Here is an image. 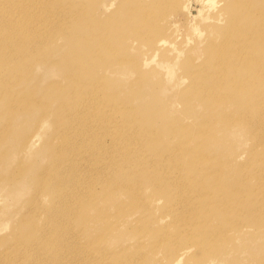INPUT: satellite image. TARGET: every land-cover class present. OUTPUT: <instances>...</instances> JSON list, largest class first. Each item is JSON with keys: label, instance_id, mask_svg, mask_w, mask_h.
Segmentation results:
<instances>
[{"label": "rangeland", "instance_id": "374dc122", "mask_svg": "<svg viewBox=\"0 0 264 264\" xmlns=\"http://www.w3.org/2000/svg\"><path fill=\"white\" fill-rule=\"evenodd\" d=\"M158 1L160 6L157 8ZM248 1L253 3L251 9L250 5L239 8ZM211 2H214L211 7L207 0L21 2V6L30 8L29 19L42 36L35 35V53L32 54L26 48L22 49L25 41L18 37L14 38L12 48L6 47L7 42L1 47L5 51L3 56L17 55V62L9 61V75L12 72L18 74L21 87L15 92L8 85L0 87L4 91L3 100H0V264H123L126 261L122 258L139 255H146L144 264H175L180 255L178 264H211L208 258L201 259L203 252L197 243L202 241L201 231L219 229L220 225L230 231L227 242L220 240L210 248L221 255L220 264H264V229L260 227L264 212L258 213L260 200L264 197V161L254 165L250 162L252 153L261 152L262 147L256 150L255 143L260 132L256 129L252 133V124H239L235 110L236 100L245 91V86H238L240 77L233 78L237 82L231 89L214 87L207 92L215 95L213 100L206 101L201 93L191 88L192 79L187 73L197 69L189 62L191 56L200 52L206 54L212 40L219 44L223 36L219 31L209 28L212 32L208 37L210 31L204 30L209 23L224 26L225 15L228 22L233 19L232 26L242 30L239 38L244 39L250 49L262 50L264 0ZM229 3L237 6L232 14L222 11ZM11 5L7 3L4 9L0 7V39L15 34L12 27L16 25L13 29H19L18 24L22 22L12 21L14 12L11 10L18 9V5H13L14 9ZM23 7L18 10L25 11ZM190 10L203 12L201 22ZM6 15L11 21L5 18ZM150 15L153 21L149 20ZM24 16L22 13L19 17ZM196 26L204 31V37H198L194 30ZM74 27L80 33V39L74 36ZM259 37L261 40L257 43ZM83 58L88 63H82ZM169 68L172 70L170 76ZM73 69L83 77L90 74L94 77L102 71V85L105 86L102 90L115 91L119 99L125 100L126 110L135 105L141 108L138 115L143 117L139 121L149 129L147 132L150 129L159 131L162 136L151 146H144L134 132L125 131L129 112L126 115L118 112L112 118L113 111L103 108L101 98L93 106L89 101L85 115L72 127L73 143L81 142L86 147L66 151L65 160L70 171L65 176V191L69 196L65 206L56 208L55 205L58 211H52L54 205L50 197L40 193L37 172L50 162L55 149L52 142L59 139L60 127L72 121V117L59 114L60 98L50 102L52 107L47 111L41 103L29 107L23 105L21 113L19 109L11 112L9 107L17 105L24 91L31 89L33 94L35 90V97L49 104L44 96L52 98L61 90L65 93L69 85L64 75ZM255 70L251 66L246 74L252 77ZM245 79L241 77L240 80ZM201 81L198 82L201 84ZM202 84L208 85V81L203 80ZM260 84L264 88V79H260ZM186 93L190 100L183 102L181 97ZM188 106H194V112L187 110ZM248 112H254L251 104H248ZM208 117L210 122L201 127L204 131L191 127L195 123L200 126ZM232 119L237 120L233 130L225 124L226 121L234 122ZM10 120H13L12 124L7 125ZM160 120L163 123H159ZM147 132V137L157 136ZM180 132L189 142L183 144L191 146L189 151L175 153L176 158L181 155V167L187 169L188 176H201L203 183L213 184L208 187L211 191L205 198L195 200L197 211L204 213L194 226L200 231L197 235L191 231L190 223L182 220L173 223L172 210L165 206L166 201L154 199L149 204L151 214L127 202L128 192L132 189L142 195L151 190L144 187L152 177L146 170H139L134 164L127 166L124 174H116L114 182L118 186L113 192L106 193L101 186L113 169L129 160L166 157L168 154L161 146L178 141ZM35 133H38L37 137L31 139ZM128 133L134 151H126ZM256 168L263 172L258 174L260 179L249 174ZM222 194L226 195L225 201L220 199ZM206 201L210 205H206ZM222 203L233 211L239 207L245 209L218 213L209 208L222 206ZM86 204H89L87 208ZM190 206L194 207L193 204ZM62 209H65V216H60ZM237 223L240 227L234 229ZM209 226L210 229L202 228ZM163 229L166 230L161 231ZM159 237L180 241L172 263L167 261V248L148 251ZM194 243L196 245L192 246ZM188 247H191L190 251H187Z\"/></svg>", "mask_w": 264, "mask_h": 264}, {"label": "bare ground", "instance_id": "6f19581e", "mask_svg": "<svg viewBox=\"0 0 264 264\" xmlns=\"http://www.w3.org/2000/svg\"><path fill=\"white\" fill-rule=\"evenodd\" d=\"M8 1L0 0L1 9H4V5L7 3H11L12 8L13 5H15L16 7L18 5L17 8L20 10L23 7L21 6V2L23 0H8ZM32 1L37 2L39 0H32ZM211 1L213 0H207L208 5L210 7L213 6L214 4V2ZM249 5L251 9V5L253 6V3L250 1L244 3L239 8H244ZM159 6H160V2L158 1L157 8ZM235 8H237V6L234 3H229V5L224 7L222 11L223 12L228 11L229 13L232 14ZM18 9L15 8V10H11V11L14 12V17L12 18V21L15 20L14 23L16 21L17 22L22 21L20 24H18L19 22L18 23L16 22V24L19 25V29H17L18 27H16V29H13V27L15 28L16 25L15 26L12 25L13 27L11 31L13 32L14 30H16L14 32L15 34H11L6 38L0 39V87L2 85H8L9 87H11V91L14 90V92L15 90L17 91L18 87H21V85H19L21 83V79H19L20 76L18 74H14V72L10 73L9 75V70H10L9 61L10 62L13 61L12 64L17 62L15 61L17 55L11 56L10 58L5 57L3 56L5 51L1 49V47L4 45V42H7L6 47L12 48L13 44H15L14 38L18 37L19 39L25 41L22 49L26 48L29 54H32L35 53V50H33L36 44V41H34V39H36L35 35L42 36V33L39 30L33 28V26H35L34 22L29 19L30 8L23 7V9H25V11L23 10V12L19 11ZM189 12L192 13L195 19L201 22V19L203 18L202 11L190 10ZM22 13H24L25 16L20 18L19 16H22ZM148 17L150 21H153L152 15ZM5 18L8 19L9 18L8 15H6ZM225 18H226V24H224V26L219 24L213 25V23L207 24V27L204 30L205 32L209 28L210 29L214 28L215 30L220 32L221 36L222 35L223 36L219 41L218 45H216V42L213 40L208 44V47L206 48V54H201L200 50H197L196 52H200V53L190 57L189 62L195 64V66H197V69L194 72H189L188 70L187 73L192 79L191 88L201 93L202 97L205 98L206 101L213 100V96L215 95H213L212 93L207 94V92L210 89H213L214 87H216L217 90L220 88L226 90L227 88L231 89L233 87V84L236 83L237 81L241 82L238 84V86L240 87L245 86V91L236 100L237 106L235 110L237 111L236 115L239 124L241 125L252 124L253 126L250 128L251 132L253 133L256 129H258L260 132V135L258 136V139L255 141V143H256V150H259L262 147L261 150H259L261 152L252 153L250 158L251 164L254 165L260 163L261 161H264V88H261V84H260V79H264V43L262 44L263 47L262 50H256L257 48L250 49L245 43V40L239 38V32H242V30L232 26L233 24L232 18L229 20V22L227 21L226 15ZM9 20L11 21L10 18ZM27 20H30V22L25 23ZM233 28H235L236 30H232ZM73 30L75 32L74 36L76 37V39H80V33L76 32V27H74ZM194 30L198 32V37H204V31L201 32L198 26H196ZM208 31H210L209 34L207 35L209 37L212 31L211 30ZM26 36H28V38H26ZM260 40L261 38L259 37L257 43ZM33 41L35 42V44L33 43ZM80 58L82 59V57ZM84 60L86 59L83 58L82 63L85 64L88 63ZM90 60L92 61L91 58ZM147 64L148 63H144V65ZM158 65L160 67H165L163 63H158ZM251 66L253 68H256L254 75L252 77L246 74L247 69ZM169 70L170 71L168 72V76H170L172 73L171 72L172 70L170 68ZM65 73L66 74L64 75V80H67V84L69 85V87L67 88L65 93H63L62 90L58 91L61 93L57 94L56 96L53 95L52 98L44 94L45 100L46 102H49V104L43 103L39 98L35 97L34 96L35 90L33 89L34 92L33 94L31 92L32 91L31 89L30 91L29 90L24 91L25 93L21 96L20 99H18L17 105H13V107H9V110H11V112H16L19 109V113H21L24 106L29 107L30 105L41 103L43 104V108H45V111H47V109L51 106L50 102H53V100H56V98H60L62 102L60 107L57 108L59 114L63 115L62 117L66 115H71L72 117V121L68 123H64L62 125V128L60 127L59 132L61 136L59 137V139L55 138L54 141L52 142L53 145H55V149H53L50 162H48V165L46 167H44L43 169L37 172V177L39 179V184H40V193L50 197V201L54 205V209L52 211H58L56 209L57 207L65 206V202L69 196V194L65 191L66 188L65 176L66 173L70 171V167L68 166L65 160L66 151H73V148H77V147H81V148L86 147L83 146L84 144H82L81 142L73 143L72 140L75 134L72 130V127L77 122H79L81 118H83V116L85 115L86 113L85 110L87 108V104L89 101L92 103L93 106L96 102H98V99L101 98L103 108L111 109V111H113L112 118H114V115L117 114L118 112L119 113L123 112L125 115L129 112L130 116H128V124L125 128V131L134 132L135 135L138 136L140 140L142 139V142L145 144L144 146H151V144L155 142L154 141L155 139H161L162 136V134H159L160 133L159 131L157 132L151 131L150 129V131L147 132L149 129L146 128L145 124L142 125V123L139 121L141 119L140 117H143V116L139 117L138 115V113L141 114V112L139 111V109L141 108H138L135 105L131 110H126L125 107L127 105L124 103L125 100L119 99L115 91L111 92L108 91L106 88L102 90V87H105L102 85V82L104 80V74L102 73V71L98 73L99 76L96 75L94 77L92 76V74H90L91 76L83 77L79 72H77L76 69H73L72 72L66 71ZM238 77H240V79L241 77H246V79L244 81H241L240 79L234 81L233 78L237 79ZM8 80L9 82H7ZM199 80L202 81L207 80L208 85L202 84V81L200 84L198 82ZM230 81H234V82L228 84ZM1 89H0V100H3L4 91ZM69 95L72 96L70 100L67 103H65ZM188 96H189L188 93L184 94L181 97L182 101L186 102V100H188ZM248 104H251L253 106L254 112L252 114H249L248 112ZM21 105L24 106L21 107ZM17 106L18 107L20 106V108L16 109ZM193 107L194 106H188L187 110H190V112L192 111L194 112ZM198 113L200 115V111ZM74 119H76V121H74ZM232 120L234 122H232L231 124L228 123L227 121L225 122V124H229L227 127L231 130L234 129V123L237 122V120L234 119ZM12 121L13 120L8 121L9 123H7V125L12 124ZM209 122H210V117H208L205 120H202L200 126L197 127L196 126L197 123H195L191 127L194 126V128L196 129L199 128V130L204 131V128L201 129L202 125ZM159 123H163L162 120H160ZM146 132L157 134V136L152 135L150 137H147L145 135ZM190 133L191 131H189V134ZM178 134L181 135L182 133L180 132ZM37 135L38 133H35L34 135L31 136V139L36 138ZM129 136L131 138L130 133H128L127 140L125 143V145L127 146L126 151H134L132 148L133 143L130 141ZM95 139H97V135H95ZM177 140L178 141L176 142L169 141V143L161 146L164 149V151H166V153L168 154L166 157L162 159H155L154 157H150V159L148 158V160H144V159L135 160V161L129 160L123 165H118L115 169L111 171V174L108 177V179L105 178L103 180L101 186L106 189V193L113 192L112 190L116 189L118 186V184L114 182L115 178L117 177L116 174H124L125 169H127V166L134 164L137 166L139 170H143V171L146 170L147 173H151L152 177L149 182L145 183L144 187H148L151 190L144 192L142 195L140 191L131 188L132 189V190L130 189L131 192H128L127 202H130V204L134 208L137 207L138 209H142L144 212H148L149 214H151L150 207L152 206L149 204L153 203L154 199L155 200L161 199L163 202L166 201L165 206L171 207L172 210V217L174 218L173 223H176L179 220L190 223L191 225L189 224V226H193L191 228V231L194 233V235H197L200 231L194 228V226L198 225L199 218L202 216L201 214L204 213H200L199 211H197V204L195 200L197 198L199 199V197L205 198V195L209 193V191H211L210 189H208V187H210L213 184H210V182L203 183L201 176L198 178L193 176H188L187 169L181 167L182 166L181 155L176 158L175 153L177 151H189L191 146H187V144H189L188 139L183 138L182 135L179 136ZM29 142L31 143L30 139L28 140V144H27L28 146H29ZM184 142H186L187 144L186 145L183 144ZM197 159H199V157H197ZM200 159L203 160L202 158ZM211 161L214 160L212 159ZM16 169L17 171L19 170V168ZM200 169H202L201 166ZM260 169L261 168H256V170L250 171L249 174L251 176H254L255 178L260 179L258 174H263V172L260 171ZM35 175L33 176L35 177ZM225 185L223 187H225ZM220 199L225 201L226 195L222 194V198ZM87 202L89 203V201ZM206 202H207L206 205L209 204L208 201ZM83 204H85V202H83ZM192 204L194 205L193 208H191L190 206ZM88 205L89 204H86L84 206L87 208ZM154 207L156 208L157 205L155 204ZM209 208L210 210H214L218 213L221 212L234 213L245 209L239 207L237 211H233L227 208L226 203H222V206L219 207L212 206ZM222 208L225 211L221 210ZM262 212H264V197L262 198V200H260L259 208H258V213L262 214ZM162 214H165V209H162ZM60 216H65V209H62ZM261 223L262 224L260 225V227L264 229L263 219L261 220ZM115 225H118V222H116ZM239 227H240L239 223L233 226L234 229ZM202 228L210 229L211 226L202 227ZM164 230L166 229H163L161 231ZM179 230L180 229L176 231L179 232ZM229 232H230L229 229L222 225L219 226V229L201 231L202 236L200 238L202 241L200 243H197L198 249L203 252V254H201V259L208 258L211 261V264H220L221 255L215 249H210V248H213V246H215L220 240L221 241L225 240V242H227ZM171 237H164V238L159 237L158 242L155 243L154 245H151L152 247L151 249H148V251L150 250V252H156L161 247L167 248L168 251L167 261L168 263H172V261L177 255L178 248L176 249V247L178 246V243L180 241H178L177 239H170ZM167 240L170 241L166 242ZM194 245H196V243L192 244V246ZM191 247H188L187 251H190ZM180 258L181 255L176 259L175 264H178ZM121 260L126 261L123 264H144V262L146 261V255H139L138 257H133V258L124 257ZM151 260L154 261L155 258L152 257Z\"/></svg>", "mask_w": 264, "mask_h": 264}]
</instances>
